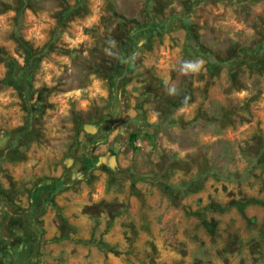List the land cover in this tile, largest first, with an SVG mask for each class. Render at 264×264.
<instances>
[{
	"label": "rangeland",
	"instance_id": "374dc122",
	"mask_svg": "<svg viewBox=\"0 0 264 264\" xmlns=\"http://www.w3.org/2000/svg\"><path fill=\"white\" fill-rule=\"evenodd\" d=\"M18 2L0 264H264V0Z\"/></svg>",
	"mask_w": 264,
	"mask_h": 264
},
{
	"label": "trees",
	"instance_id": "16d2710c",
	"mask_svg": "<svg viewBox=\"0 0 264 264\" xmlns=\"http://www.w3.org/2000/svg\"><path fill=\"white\" fill-rule=\"evenodd\" d=\"M0 4L3 5L2 3H0ZM76 5H77V3H76ZM76 5H74L72 8L69 7V6H64V9L65 10H73V9H76L75 8ZM23 6H24V0H20V2H18V3L15 4L14 10L16 11L17 16H19V14L21 13V11L23 9ZM63 10H62V12H60V15H63V12H64ZM14 37H15L16 41L18 42L19 47L24 51V54H25L24 63L26 64V66L29 65V63L31 61L36 60L37 58L34 57V54L36 53V51L31 47V45L29 44V42L21 39L17 35H14ZM0 60H2V59H0ZM3 61H5L6 65L8 67H11V61H12L11 59H8V60L7 59H4ZM31 63H30V67H31ZM9 82H11L12 84L13 83H18V82L20 83L21 82L23 85H25L22 80H19L18 78H15L12 75L9 78ZM14 87H15V85H14ZM16 89H17V91L21 92V90H19L18 88H16ZM22 99L24 101L23 102L24 107H27V102H26L25 98L22 97Z\"/></svg>",
	"mask_w": 264,
	"mask_h": 264
},
{
	"label": "clouds",
	"instance_id": "9594fccd",
	"mask_svg": "<svg viewBox=\"0 0 264 264\" xmlns=\"http://www.w3.org/2000/svg\"><path fill=\"white\" fill-rule=\"evenodd\" d=\"M115 43L114 41L112 42ZM204 61L203 60H185L179 65V73L182 75L196 74L201 71L203 68ZM166 92L170 96L177 95V88L175 85H170L166 87ZM187 97L185 98V102L187 101Z\"/></svg>",
	"mask_w": 264,
	"mask_h": 264
}]
</instances>
